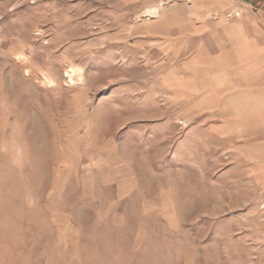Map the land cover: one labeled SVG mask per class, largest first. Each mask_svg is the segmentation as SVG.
Here are the masks:
<instances>
[{
    "label": "rangeland",
    "instance_id": "obj_1",
    "mask_svg": "<svg viewBox=\"0 0 264 264\" xmlns=\"http://www.w3.org/2000/svg\"><path fill=\"white\" fill-rule=\"evenodd\" d=\"M153 6L3 0L0 264H264V118Z\"/></svg>",
    "mask_w": 264,
    "mask_h": 264
},
{
    "label": "crops",
    "instance_id": "obj_2",
    "mask_svg": "<svg viewBox=\"0 0 264 264\" xmlns=\"http://www.w3.org/2000/svg\"><path fill=\"white\" fill-rule=\"evenodd\" d=\"M126 1L158 6L176 0ZM180 4L185 14L176 17L177 7L170 6L160 10L156 19L194 23L178 36L193 39L197 64L205 61L212 85L233 109V102H238L234 110L246 123L263 120L264 0H183ZM238 12L239 17H233Z\"/></svg>",
    "mask_w": 264,
    "mask_h": 264
},
{
    "label": "bare ground",
    "instance_id": "obj_3",
    "mask_svg": "<svg viewBox=\"0 0 264 264\" xmlns=\"http://www.w3.org/2000/svg\"><path fill=\"white\" fill-rule=\"evenodd\" d=\"M163 4L160 3L158 6H153V7H149L148 9H146L144 11V15L149 18V19H153V18H158L160 15V10L162 9ZM76 73L74 71H70L69 77H70V81L72 82V77L75 75Z\"/></svg>",
    "mask_w": 264,
    "mask_h": 264
},
{
    "label": "built area",
    "instance_id": "obj_4",
    "mask_svg": "<svg viewBox=\"0 0 264 264\" xmlns=\"http://www.w3.org/2000/svg\"><path fill=\"white\" fill-rule=\"evenodd\" d=\"M2 3H3V0H0V20H1V16H2V12H1V8H2ZM237 15H235V17H236Z\"/></svg>",
    "mask_w": 264,
    "mask_h": 264
}]
</instances>
